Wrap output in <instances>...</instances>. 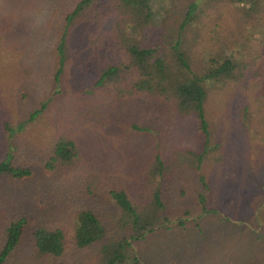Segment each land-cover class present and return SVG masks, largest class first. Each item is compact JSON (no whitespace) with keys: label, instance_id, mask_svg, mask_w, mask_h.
Instances as JSON below:
<instances>
[{"label":"rangeland","instance_id":"rangeland-1","mask_svg":"<svg viewBox=\"0 0 264 264\" xmlns=\"http://www.w3.org/2000/svg\"><path fill=\"white\" fill-rule=\"evenodd\" d=\"M186 1L150 0V19L163 27L152 28L145 38L152 41L157 33L170 36ZM72 2L0 0V159L7 153L12 154V162L31 170V176L26 179L8 177V182L0 184V225L24 215L30 218L31 224L59 228L63 236L60 257L71 264H82L93 260L96 248L78 249L73 245L78 210L95 209L100 225L106 226L109 209L104 202L98 204L95 183L98 180L102 185L135 184L144 173V159L154 136L143 134L141 128L154 129L155 124L149 110L151 106L140 98L96 104L97 93L91 92L93 105H86L89 101L87 89H90L96 70L82 57L83 49H74L70 62L54 82L51 75V65L55 61L54 39L61 17ZM213 14L207 13L210 17ZM230 14L235 16L234 11ZM235 18L229 19L230 26L221 25L212 30L221 29L223 35L227 31L237 34L238 42L243 43L241 54L246 60V74L240 78H221L208 86L206 117L209 130L217 134L226 152L236 151L247 160L254 156L263 161L264 91H259L260 87L264 89V25L258 27L248 23L253 27L240 28L241 21ZM209 26L184 28L181 42L194 53L193 47H201L206 41ZM220 46H216L215 53H226V47ZM195 59L202 61L204 54ZM239 85H243L240 90L237 89ZM40 105L42 110L19 131L13 132L15 124L24 121ZM6 126L11 131H7ZM59 137L72 139L77 151L72 153L68 163L44 173L41 163ZM241 157L239 155L238 159ZM262 171L264 178L263 167ZM252 173L247 172L249 186L253 198L257 199V188L264 190V182L256 180ZM140 188V184H135L131 189L135 200L144 195ZM230 188L220 183L216 191ZM246 188L235 185L231 195L224 196L216 204L209 202L206 207L211 210L206 214L193 204L196 212L185 217L183 228L175 225L177 219H171L167 229L153 227L138 240L127 239L130 255L140 264H246L255 257H260L261 262L264 211L260 214V209L264 207V196L260 195V202L253 206L236 202L242 199ZM188 199L193 202V198ZM112 225H108L109 229ZM114 231L122 233L116 228ZM27 246L29 242L25 238L21 248Z\"/></svg>","mask_w":264,"mask_h":264},{"label":"trees","instance_id":"trees-1","mask_svg":"<svg viewBox=\"0 0 264 264\" xmlns=\"http://www.w3.org/2000/svg\"><path fill=\"white\" fill-rule=\"evenodd\" d=\"M150 4V0H73L61 17L54 39L55 61L51 65L54 82L70 62L74 49H83L82 57L96 70L90 89H87L89 101L86 105H93L91 92L97 93L96 104L140 98L151 106L149 110L155 124L154 129L141 128L143 134L154 135L144 159V173L134 181L140 184L143 197L134 199L131 189L135 184L102 185L97 180L98 204L104 202L109 209L106 226L100 225L95 209L78 210L73 245L78 249L96 248L93 260L82 264H140L130 255L127 239L138 240L153 227L167 229L171 219H177L175 225L182 226L186 223L185 217L196 212L193 204L200 212L209 213L211 207L207 208V204H216L224 196L231 195L235 185L247 187L242 199L236 202L253 206L260 202V195L264 196V190L257 188V199L253 198L247 174L253 171V177L264 182V156L263 161L254 156L247 160L236 151L226 152L217 134L209 130L205 108L209 85L221 78H240L246 74V60L241 54L243 43L238 42L237 34L227 31L223 35L221 29L214 32L212 28L230 26L229 19L235 16V20L241 21L240 28L262 27L264 0L203 3L187 0L181 7V17L173 33L170 36L154 34L152 41L145 36L152 28L157 30L163 25L152 23L148 12ZM232 11L235 16L230 14ZM211 12L214 14L210 17L207 13ZM205 24L210 25V29L201 45L204 49L196 45L192 53L181 42V32L191 25L203 29ZM217 45L226 47L227 52L216 54ZM201 54L204 59L197 62L195 57ZM262 85L264 87V83ZM242 88L243 85L237 87L238 90ZM263 91L260 87L259 92ZM258 96L260 98L261 93ZM40 110L41 105L24 121L15 124L13 132L19 131ZM6 128L11 131L9 126ZM76 151L72 139L59 137L51 144L41 170L52 172L59 164L68 163ZM7 154L0 159L1 185L8 182V177L22 180L31 176L29 168L12 162L14 155ZM239 155L242 157L238 159ZM220 183L231 188L216 191ZM188 197L193 198V202ZM262 211L264 207L260 214ZM111 223L112 229H109ZM115 228L122 233L115 232ZM25 238L29 246L21 248ZM62 239L59 228L31 224L30 218L17 216L0 225V264H71L60 257ZM262 257L264 260V253ZM262 261L255 257L246 264H264Z\"/></svg>","mask_w":264,"mask_h":264}]
</instances>
